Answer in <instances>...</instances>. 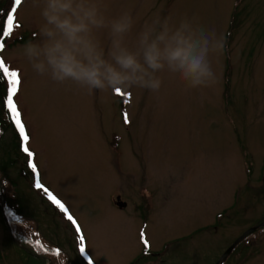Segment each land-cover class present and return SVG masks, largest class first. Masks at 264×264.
<instances>
[{
    "label": "rangeland",
    "instance_id": "obj_1",
    "mask_svg": "<svg viewBox=\"0 0 264 264\" xmlns=\"http://www.w3.org/2000/svg\"><path fill=\"white\" fill-rule=\"evenodd\" d=\"M12 2L0 0L1 14ZM104 3L109 16H133L132 36L156 15L224 35L226 52L213 57L218 80L185 91L163 76L159 92L121 89L119 95L54 83L19 54L25 43L17 40L22 34L35 40L41 22L32 0H22L19 27L0 59L21 81L14 102L29 136L23 148L81 231L35 188L24 151L6 169L7 179L0 174V204L2 196L18 197L26 217L14 229L25 236L38 230L61 248L41 255V264H63V254L70 264H88L80 236L94 264H215L244 232L260 226L221 264H264V0ZM117 197L124 207H117ZM16 238L0 211V264H24Z\"/></svg>",
    "mask_w": 264,
    "mask_h": 264
},
{
    "label": "clouds",
    "instance_id": "obj_2",
    "mask_svg": "<svg viewBox=\"0 0 264 264\" xmlns=\"http://www.w3.org/2000/svg\"><path fill=\"white\" fill-rule=\"evenodd\" d=\"M32 7L39 9L41 22L35 40L19 54L54 83L87 94L156 93L163 76L182 83L185 91L211 88L218 80L213 57L226 52L225 36L187 19L172 23L156 15L132 36L133 16L127 11L109 16L104 0H32Z\"/></svg>",
    "mask_w": 264,
    "mask_h": 264
},
{
    "label": "trees",
    "instance_id": "obj_3",
    "mask_svg": "<svg viewBox=\"0 0 264 264\" xmlns=\"http://www.w3.org/2000/svg\"><path fill=\"white\" fill-rule=\"evenodd\" d=\"M6 14L2 13L1 14V10H0V37H2V39H0V43H5L6 37L2 36V32H3V25H4V20H5ZM31 37H29L28 35H22L17 41L18 43H26L27 41L30 40ZM16 41V42H17ZM6 90H7V86L5 84V80L4 79H0V151H1V157H0V174L5 178H6V169L10 168L13 166V164H15L16 160L21 157V144H20V138H19V134L15 129L14 124L12 123V121L9 119L8 114H7V110L3 105V101L6 98ZM7 132L9 134L8 136V140H5V142L2 140L3 134ZM19 176V175H18ZM21 201L18 200V197H14L13 199H11L10 197H6L5 201H4V211L6 214V218L7 221L10 225V227L12 228V230L14 232H17L14 229V225L19 221L18 219L19 216H21V218L23 217L22 212H21ZM26 218V217H23ZM32 233H27V236L31 235L32 236V241L35 242V246H36V250L38 254H41L40 252V245L44 246H52V244H49L48 241L44 240V238L42 237V235L40 234V232L38 230H32ZM17 235V234H16ZM21 237L20 239V243L24 246L25 245V235H19ZM11 240V239H10ZM12 241V240H11ZM37 241H39V244H37ZM21 248V247H20ZM49 249V248H48ZM53 250H60L61 248L58 245H55V248H52ZM23 253L25 254V260H24V264H41L43 263V259H41L40 257L34 256L30 253H26L25 251H23ZM63 254V253H61ZM63 256L65 257L64 259V263L63 264H70V260H68L67 256H65V254H63Z\"/></svg>",
    "mask_w": 264,
    "mask_h": 264
},
{
    "label": "snow or ice",
    "instance_id": "obj_4",
    "mask_svg": "<svg viewBox=\"0 0 264 264\" xmlns=\"http://www.w3.org/2000/svg\"><path fill=\"white\" fill-rule=\"evenodd\" d=\"M22 0H13L11 9L7 12L6 19L4 20L3 25V37H9L14 27H19L18 24H14L15 20V13L17 12L18 7L21 5ZM2 39V37H0ZM4 44L0 43V50H3ZM0 79H5L7 83V90H6V98L3 101V105L7 110V114L9 119L12 121V123L15 126L16 131L19 134V138L22 142L27 143L29 140V136L26 134L25 125L21 121V112L18 110L17 104L14 102V97L16 96L18 92V86L20 85L21 81L19 79V74L15 70H10L4 63L2 59H0ZM115 92L119 95L122 94L120 89H116ZM125 103L128 102L127 99L124 101ZM125 123H128L127 114H125ZM23 151L27 153L29 160H28V166L31 168L32 172L36 174L35 179V188L36 189H42L43 192L46 194L47 199L51 201L53 205H55L62 213L65 214L66 219L70 221L74 226L77 233H80L81 229L76 224V221L73 219V217L68 214V209L65 207V205L55 196L53 195L39 180V174L37 172L36 165L32 163L31 157L33 156V153L29 151L27 147L23 148ZM141 238L143 239V233L141 234ZM80 246H79V252L81 256H84L85 259H87L88 264H94V261L86 256L85 254V245H84V237L80 236ZM37 244H39V241H37ZM55 254H59V250H54Z\"/></svg>",
    "mask_w": 264,
    "mask_h": 264
},
{
    "label": "water",
    "instance_id": "obj_5",
    "mask_svg": "<svg viewBox=\"0 0 264 264\" xmlns=\"http://www.w3.org/2000/svg\"><path fill=\"white\" fill-rule=\"evenodd\" d=\"M4 204V198L2 196V199H1V206ZM115 204L117 205V207H124L125 206V203L124 202H121L118 200V197L116 198V202ZM1 216H2V219L5 223V227H6V230L8 231V233L11 235V231L9 229V226L5 220V217H4V214L2 212V208H1ZM259 227V226H257ZM257 227H252L250 229H248L246 232H244L238 239H236L227 249L226 251L221 255V257L219 258V260L215 263V264H220L222 261H224V259L230 254V252L233 250V248L236 246V244L242 239L244 238L245 236H247L248 234H250L251 232H253L254 230H256ZM12 236V235H11Z\"/></svg>",
    "mask_w": 264,
    "mask_h": 264
},
{
    "label": "bare ground",
    "instance_id": "obj_6",
    "mask_svg": "<svg viewBox=\"0 0 264 264\" xmlns=\"http://www.w3.org/2000/svg\"><path fill=\"white\" fill-rule=\"evenodd\" d=\"M19 247H21V246H19ZM22 249H23V247H21Z\"/></svg>",
    "mask_w": 264,
    "mask_h": 264
},
{
    "label": "flooded vegetation",
    "instance_id": "obj_7",
    "mask_svg": "<svg viewBox=\"0 0 264 264\" xmlns=\"http://www.w3.org/2000/svg\"><path fill=\"white\" fill-rule=\"evenodd\" d=\"M29 250H31V249H29Z\"/></svg>",
    "mask_w": 264,
    "mask_h": 264
}]
</instances>
